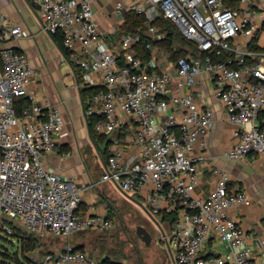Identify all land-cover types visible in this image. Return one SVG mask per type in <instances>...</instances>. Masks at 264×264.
I'll return each instance as SVG.
<instances>
[{
	"label": "built area",
	"instance_id": "built-area-1",
	"mask_svg": "<svg viewBox=\"0 0 264 264\" xmlns=\"http://www.w3.org/2000/svg\"><path fill=\"white\" fill-rule=\"evenodd\" d=\"M237 2L232 7L226 0L107 1L118 23L114 32L134 12L144 18L146 34L159 40L164 33L157 22L165 19L204 54L171 60L149 42L150 59L144 61L135 50L140 36L129 33L119 42L108 40L94 11L95 0H35L44 30L62 35L70 59L81 69L79 82L64 55L76 87L97 88L83 102L86 117H96L95 132L110 136L123 131L135 146L128 154L117 135L103 173L89 184L49 166L50 155L73 153L60 146L64 115L58 106L38 99L40 73L28 55L6 45L26 36L24 26L0 14V210L41 236L67 239L89 229L108 232L116 226L109 208L93 203L82 210L81 202L88 188L111 182L134 201L133 195L139 196L141 203L136 202L154 220L175 264H264L253 261L250 234L231 215L249 203L248 192L230 187L229 173L219 170L215 188L207 195L196 193L215 111L186 90L205 74L226 120L236 127L238 142L226 157L239 160L255 153L264 158V44L258 45L264 19L254 17L256 0ZM163 56L168 57L165 69ZM18 97L29 99L20 113L15 109ZM171 213L176 222L168 227L163 215ZM213 238L223 243V251L206 255ZM32 262L112 264L72 245Z\"/></svg>",
	"mask_w": 264,
	"mask_h": 264
},
{
	"label": "crops",
	"instance_id": "crops-1",
	"mask_svg": "<svg viewBox=\"0 0 264 264\" xmlns=\"http://www.w3.org/2000/svg\"><path fill=\"white\" fill-rule=\"evenodd\" d=\"M107 1L109 0H95L94 11L108 40L114 43L113 40H116L113 33L116 31H113V25L117 26L118 23L117 19L109 14L112 6L108 5L110 3ZM105 3L107 7H104ZM256 4L254 5V17L261 22L264 19V0H256ZM0 14L5 15L12 23L24 26L26 36L9 41L6 45L28 55L31 65L40 73L38 99L41 102L49 101L52 105L58 106L64 115L65 133L61 138L60 146L63 150H71L73 153L68 157L50 155L48 157L49 166L64 176L75 177L80 182L87 184L97 182L101 175H96L99 169L97 165L103 173L105 161L98 152L99 163L96 165L97 168L93 169L84 158L83 148L85 146L93 147L95 151L97 147L90 137L88 118L84 112L80 89L76 87L77 81L72 73L71 64L64 60V54L54 36L44 30L35 0H0ZM262 44H264V35L258 41V45ZM163 58L161 67L165 69L169 67L168 57L163 56ZM64 65L67 67L66 75L62 74ZM186 91L194 94L200 103L211 105L215 111V123L208 137L206 160L200 166L196 193L207 195L212 191L216 186L219 170L229 173L230 187L238 186L248 192L249 203L237 207L231 215L250 234L249 244L254 252L253 261L264 263V158L255 153H250L246 158L239 160L226 157L225 153L238 142L234 134L236 127L226 120L225 108L214 97L213 84L207 74L195 87ZM260 120L264 121V113L261 114ZM119 134L120 132H115L107 138L114 139L117 135L119 137ZM122 141L128 154L135 151V146L129 143L128 135H125ZM104 184L108 187L107 195L112 194L111 190H119L121 196L133 200L131 195L124 194L111 182L98 183L88 188L83 194L82 210H87L93 203L101 209L106 207L100 203L101 198L105 196L101 189ZM117 191L115 192L118 193ZM222 251L223 243L213 238L205 254L222 253Z\"/></svg>",
	"mask_w": 264,
	"mask_h": 264
},
{
	"label": "rangeland",
	"instance_id": "rangeland-1",
	"mask_svg": "<svg viewBox=\"0 0 264 264\" xmlns=\"http://www.w3.org/2000/svg\"><path fill=\"white\" fill-rule=\"evenodd\" d=\"M121 37L116 39L117 42H119ZM166 50L164 49L166 55L170 56V53ZM66 70L67 67L65 66L62 74L66 75ZM99 146L103 148V145ZM93 149V147L85 146L83 148L84 158L93 169L98 166L99 169L96 175L99 176L102 174V170L97 165L99 163L97 159L100 157L98 154L99 150L96 149V152ZM101 189L105 193V196L103 195L104 197L101 198L100 203L108 208L111 206L112 213L116 217V226L112 230L102 233L89 229L76 233L67 239L56 238L52 235L41 236L33 234L38 240L37 246L34 250L26 251L27 255L33 261H39L43 259L45 252L48 250H60L68 245H84V249L96 258H100L102 254H116L117 257L113 259L127 261V264H174L169 251L159 240L160 231L154 220L145 213L146 211L142 204L140 205L135 202L141 203L139 196L137 194L133 195L135 198V201H133L123 195L121 196V193L118 192L119 190L115 191L120 193V195L114 190H111L112 194L110 196L107 195L109 192L107 193L108 187L105 184L102 185ZM7 225L10 227L16 226L17 232L21 235H31V232L21 228L15 219L0 210V249L4 251H18L20 259L27 261L22 256V250L17 239L7 234L5 230V226ZM140 228L146 229L151 235L152 238L149 243L144 239V233H139L141 231ZM99 234H102L103 239L109 241L105 249H102L103 246H100L95 241ZM7 237L12 239V242L5 239ZM28 264H31V262H28Z\"/></svg>",
	"mask_w": 264,
	"mask_h": 264
},
{
	"label": "trees",
	"instance_id": "trees-1",
	"mask_svg": "<svg viewBox=\"0 0 264 264\" xmlns=\"http://www.w3.org/2000/svg\"><path fill=\"white\" fill-rule=\"evenodd\" d=\"M226 2L232 6L237 7L238 2L237 0H226ZM158 25L161 29V31L164 33V37L159 40H152L147 34H146V28L144 26V18L141 15H138L134 12L128 13L125 18L124 22L119 26L117 31L113 33V36L115 37V40L118 37H121V35L126 34H133L135 36H140L139 41H137L135 45V50L137 54L144 60L148 61L150 59V50L146 49V45L149 42H153V44L159 46L160 48H164L166 51L170 53L169 58L171 60H176L180 56H186L187 54H192L195 57H202L204 56L203 53H200V51L197 49L196 45L192 42L186 40L182 34L177 30L176 26L173 25L170 21L165 19H160L158 22ZM54 38L62 50L63 54L69 58L74 71L77 81H81V69L79 66L75 65L74 62L70 59V52L66 49L63 43V37L61 34L54 35ZM252 43V42H251ZM97 90L96 87H82L80 89L81 97L83 102L91 96L95 91ZM29 105V99L27 97H18L15 100V109L18 113L21 112V110L24 107H27ZM85 108V107H84ZM96 121V117L90 116L88 117V125L90 129V137L93 140L95 146L99 150L101 157L104 161L107 160L109 155V145L114 141V139H108L107 136L100 135L95 132L94 130V123ZM261 126H264V121L260 120ZM125 136V132L121 131L119 134L118 139L122 140ZM122 138V139H121ZM99 145H103V148ZM109 210L111 215L112 213V207L109 206ZM163 220L168 224V227L172 226L176 222V214H164ZM12 233H8V235H11L17 239L19 242V246L22 250V256L27 259V261H23L20 259V254L18 251H4L0 249V263L1 264H28V262L33 263L32 259L27 255L26 251L34 250L37 246V238L31 232V235H21L16 230V226L10 227L7 225ZM21 227V226H20ZM22 228V227H21ZM80 233V232H79ZM103 233V232H102ZM33 235V236H32ZM9 240V242H12V239L5 238ZM96 243H98L100 246H103L102 249H105L106 245L109 241H106L103 239L102 234H99L96 239ZM76 248L84 249V245H75ZM51 250L46 251L45 253L50 252ZM113 252V251H112ZM116 254L108 255V254H102L100 259L104 262H110L112 264H121L119 260L113 259L116 258ZM30 260V261H29Z\"/></svg>",
	"mask_w": 264,
	"mask_h": 264
},
{
	"label": "water",
	"instance_id": "water-1",
	"mask_svg": "<svg viewBox=\"0 0 264 264\" xmlns=\"http://www.w3.org/2000/svg\"><path fill=\"white\" fill-rule=\"evenodd\" d=\"M140 230L141 231H139V233H144V239L146 240L147 243H149L152 238L149 232L144 228H140Z\"/></svg>",
	"mask_w": 264,
	"mask_h": 264
}]
</instances>
